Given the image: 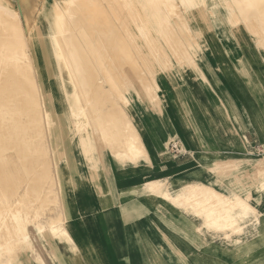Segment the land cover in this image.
<instances>
[{"label":"rangeland","instance_id":"1","mask_svg":"<svg viewBox=\"0 0 264 264\" xmlns=\"http://www.w3.org/2000/svg\"><path fill=\"white\" fill-rule=\"evenodd\" d=\"M11 1L13 3V6L16 9H18L20 13H22V15H20V17H21L22 24H25V25H23L25 27V29H26L27 25L32 26V28L30 30H27V29L25 30L24 40H26V39L27 40H37V43L39 44V49H40L39 53H41V55L40 54L37 55V59H38L37 64L39 66L38 67V74H39L40 82H45V84H44V86H42L41 90H43V89L45 90L43 92V94L45 92H47V98H46V100H44V104L49 105L50 109H54L53 115L56 118V122H55V126H54L55 131H54V134H48V136H49L48 142H49V145L51 146L50 147L51 150H49L46 147V143H48V142L46 139L47 135L44 131V119H42V116L39 117V115L38 116L36 115V119L41 121V125H42L41 126L39 124L37 127V129L39 128L38 133H40V136L42 139L41 140L42 144H40L41 146L39 145L40 152H39V149H38V152L41 153L42 155L44 154L41 158H43L44 156L45 157H44V159H41V161L45 162V167L47 168L46 173L49 174L50 178L53 177V179H49L53 185V186L50 185L49 192H50V190H52V187H54V189H53L54 191H52V195H51V192L47 195V201L45 202L46 211L48 210V212L49 211H51V212L47 213L46 215L39 216L40 218L38 217L37 219H39L40 221L35 219V217L33 219L32 218H23V219H25L24 222L26 224V228L23 230V232L27 235L28 240L23 239L22 241H17L16 243H13V246H11V244L5 245L7 247H5V249L3 248L4 249V250L2 249L3 251L1 250L0 257H2L1 258V260L3 262V263L1 262L2 264H6L7 262H8V264H25V262H24V256L25 255L24 254L27 253L26 251L30 252L29 250H32L33 251L32 256H37L36 260H34V258H33V260L39 264L40 263V259H39L40 247L43 244L46 245L48 243L47 246L49 247L50 250H52L54 252V250L52 249V247L54 246V245H52L53 239L55 237H58V236L68 235L66 233L65 226L69 223L68 221H66V218L69 217L70 213L75 212V211L76 212L77 211H86L84 208V203H83L84 200H83V196H82V190L79 188L80 180H83L84 177L86 178L87 176H89L88 179L91 180V182L95 183V181L97 180V177L95 174L99 171L100 167L102 166V164L100 162L101 158L106 159V158H108V156L109 157L113 156L115 158L116 156L114 154H112V151L110 149L111 143L105 144V146L107 148L104 145H102V143H100L99 144L100 146H99L97 144V142H98L97 138L96 137L92 138L93 136H91L92 142L89 145V147L91 149V153H90L91 160L86 162V158L84 157V154L82 153V148H81L82 145H80L81 142H79L80 137L78 134H76V126H75L73 118H72L74 116H72V114L68 113V111H67V107H68L67 101L68 100H67L66 96H64V94H63L64 88L67 91H70L72 89V87H71L72 85L69 82L70 80L68 78L67 70H66V68H64L65 65L63 63V53L62 52L60 53L58 51H57L58 53L55 52V49L57 50L59 46L61 47V44L59 45L57 43V40L55 38H53V36H52L53 25H54V21H55L54 14L52 13V3H54V2L56 3L60 0H11ZM109 1L113 2V0H106V1L104 0V3L107 2L105 4L106 8H104L103 6H101L98 3H94L91 7L92 8H98L99 7V10H100L99 16L100 17L102 16L101 17L102 22H104L103 20L109 14L110 22L105 21V23L111 24V22H112L113 24H111V26H113L114 24L116 25L118 23V18H119L120 13L117 12L118 11L116 9L117 5L113 6V7H115V8H113L111 6V4H115V3L110 2L111 4H109ZM122 1H124V4H122ZM122 1H121V5L122 6L124 5L123 6L124 8L122 7V9H124L122 14H125L126 11L129 12V10H128L129 2H127V0H122ZM142 1L145 2L144 0H142ZM150 1H152V2H150ZM150 1L146 0V2H149L151 5L154 4L152 7L155 9V7H156L155 5H158L160 0L159 1L157 0L158 2L157 1L155 2L153 0H150ZM165 1H167V2H164V0L163 1L161 0L160 1L161 3H159L158 7H156V8H158L157 12L163 13L160 15H164V14L169 13V12H170L169 13V15H170L172 12L173 7L171 4V1H173L172 2L173 4L175 1L174 0H165ZM61 2H59L60 5L63 4V3L61 4ZM162 2H164L166 4V6H168V8H167L168 11L164 8L165 5L163 6L164 3L162 4ZM215 2H216V4H215ZM17 3H20V4H17ZM208 3H210V0ZM109 5L112 8V10L109 7ZM160 5H162V6H160ZM210 5L208 7L209 9L204 8L203 6L201 7L202 8L201 9V8H199L200 7L199 5H196L195 7L193 6L194 8H199L201 10L202 14H204V17H206V18H204V23L203 24L200 23L201 26L203 25L202 26L203 34L201 36L202 40H201L200 36L198 37L197 35H194L195 37L194 36L189 37V35L185 31L183 32V37L181 38L183 45H185V46L190 45V50L192 51V57H189V59H186V61L183 62L184 65L186 66V68H184V67L181 68V65L179 64V62L181 60L180 55L172 54V51L171 52L169 51L170 48L168 47L167 42H165L166 40L165 41L162 39L160 40V37L158 36V34L155 37L158 38L159 40H157V41L152 40V43L157 42L155 44L149 43V42H151L150 40L149 41L144 40V41H147V43H149V44L143 43V40H136V43L138 44L137 45L138 48L137 47L134 48V46L132 45V41L128 40V42H131V43L129 44L130 46L128 44H126L125 52H124V50L122 52L121 48H120L121 49L120 52L118 51L116 53H114L112 51V49H111L112 52L108 51V50H110L111 45L107 48V53H109L108 55L111 54L110 56L113 57V55L119 54V56L118 55L114 56V57H117L114 59L115 60L116 59L118 60V58H120V59L118 61L117 60L115 61L114 59H112L113 64L114 63L122 64L123 63L122 58H123L124 59L123 65H125V66L129 65L131 62L134 65L136 63V61H137V63L135 65H138V62H139V65L142 66L143 60L147 62L146 63L147 65H149L148 64V58L150 57V59H151L152 55H151V50L147 49L148 45H149V47L154 46L152 49H156V51L159 50L158 51L159 53L162 52V54H163V52H165L164 56L160 53L162 56L156 57V60H155L156 63H158L160 61H164L166 59H167V61H169V62L164 61L168 68H166V70L163 71V74H158L156 76L157 84H156V82L155 83L153 82V89H155V94H157L156 97L153 96V94L152 95L149 94V95H147V97H145V96L141 97L142 98L141 99L137 94H134L133 92L129 93V92L125 91V95L127 97V100H125L126 102L124 101L125 102L124 103L119 97L111 94L113 91L110 88H108L109 84H107V88H108L106 90L107 93L104 92L105 94H102V96L105 95V97L108 99V101H107V99L105 100V98L103 97L105 100L104 101L105 104L107 101V106L104 107L103 105H101L102 103L101 104L98 102L96 103V101H94L95 100L94 99L95 94L90 95V98H91V96L93 97V100H91L92 98L90 100L92 102H95L94 105H93V103H91V104H92V106H95L96 108H99V106L101 105V108L104 107V109L108 110L111 107V110L113 111L112 112L113 115L117 114V112H118L117 108L122 107L123 109H125L126 116H125V119L121 120L122 126H123V123H126V121H128L130 123L132 122L131 123L132 128L129 130V135H133V136L135 135L134 138L137 137V139H138V137H140V134H138L139 130L137 128L139 126H137V123H136L138 120L140 122L141 121L142 122H149V123L155 122L156 123L155 125L150 126L151 128L148 130L149 134H153L156 136L158 135L164 139L163 144H162V148H161V150H162L161 155L166 156L169 160L186 154V151H185L186 148L184 146L183 139L181 138V136L179 134L175 133V129H176L175 126L179 127L182 131H184L186 133L191 128L193 129L194 132L198 131V128L195 124L196 121H200L201 123H203V121L206 120L209 123V121H211V120H214V121L217 120L219 123L223 122V121L229 123L230 120L233 119L236 124L238 122L240 124L239 125L240 127L238 128V124L236 127L241 133L240 137L237 135V133L234 131L233 127L229 123L231 126V127L229 126V129H232L235 132L234 144L229 145L228 150H222V151L218 150L217 152L216 151H214V152L206 151V153L211 154V156H204L202 158V160L203 161L205 160V162H203L204 164L201 165L200 169L202 171L206 172V175H207L206 178H207L208 182L213 181L216 177V174H217L218 179L220 180L218 191L228 193V194H226V197H228V199H231L233 197L229 193H231L234 190L237 191L238 189L242 190L243 195H248V194L250 195V196L248 195V197L250 199V204L254 207L255 211L250 212V214L246 215L243 218V220H241V222H240V225L242 227L241 232H239L238 234H235L234 236H231L228 239L225 237V235L227 233L230 234L231 230L229 228H224L221 225L216 224L217 223L216 220L215 221H213V220L208 221L207 211H210L212 209L211 206H213V205L204 204L205 207L203 206L202 209L197 210L196 208H193L190 206H185V205L183 206L179 202L173 201L172 198L169 199V201H168V199L163 200L160 197H157V198H160V200L167 203V205L169 204L172 208H175L176 213L178 214V216L180 218H186L189 222L191 221L190 225L192 227L194 234L196 235V237L193 239V243L195 245H197V247H196L193 244V248L195 250L203 249V246L204 247L205 246H217L218 248H221L223 250L228 246H232V247L236 246L238 248L239 247L240 248L246 247L245 249H250V248H254L255 245L259 243V241L261 240L260 237H261V235H263L262 231H264V203H263L264 202V189H262V188L257 189V186H256L257 183L259 181H261V179H262L261 178L262 176L257 174L258 169L256 170V168H257L256 164L258 162H256V160H258V161L260 160L261 163L264 162V138L259 137V141H257V140L251 141L250 138H248L247 130H245L244 123L247 125V127H249V125H248V122H249L250 126L256 129V127H255L256 123L255 122L257 121L260 123V122H262V120H261V117L259 116V114H256L255 118L253 116H251L249 111L242 107L240 101L239 102L237 100L232 101L230 92L229 93H226V92L220 93L219 88L221 87V84H224V86H230V82L234 78L240 82L241 89H242V85L244 84V85L252 87V90H255L256 97H259V95L264 96V77L261 76V74L258 72V69L254 67V64H255V65H261V67L264 68V43H263L264 38L263 39L262 38L256 39L255 34H253L252 31L247 29L248 27L245 26L246 24L242 20L239 23H236L237 26L230 24V21L227 19V16H226L227 10H226V7L223 4V2L220 3L216 0H214L211 2ZM93 6H95V7H93ZM125 6H126V8H125ZM87 8H90V7L89 6H87L86 8L84 7V9H86V10H87ZM145 8L147 9V7H145ZM159 8L161 10H159ZM162 8L166 12L165 11L162 12V10H163ZM175 8H176V6H174V10H175ZM102 10H104V11H102ZM105 10H107L108 13H106ZM176 10H177V8H176ZM178 10H179V8H178ZM152 11H154V10H152V9L150 11L147 10V12H150V14L152 13ZM110 12H112V14L117 13L118 18L117 19H116V17L114 18V16L116 14L112 15ZM27 14H30V16H29L30 18L26 17ZM104 14H106L107 16L105 17ZM127 14L128 13H126L125 15H127ZM131 14L134 15L133 12ZM263 14H262V16H263ZM132 15L129 14L130 18H132ZM171 15H172L173 20L175 19L174 20V24H175L174 28L175 29L172 26L171 28L169 27V31L166 30L167 28L165 29V31L170 33V31L173 32L175 30V32L173 34L170 33L171 37H170V35H168L166 37L167 41L172 40L174 34H176V31L180 30V29H178V26H177L178 17H177L176 12L175 13L172 12ZM111 18H112V21H111ZM27 19H28V23L26 24ZM213 19L217 20V21H215L216 26L213 25ZM133 21L135 22V20H133ZM124 23H127V21H124ZM259 24H262V23L259 22ZM71 25L73 26V24H71ZM209 25H210V27H209ZM72 26L69 25V28H71ZM34 28H36V29H34ZM102 29H104V27ZM171 29H173V31ZM238 30L241 33L240 37L242 35V36H245L247 39L249 38L248 39L249 44H250L249 51H254V53L257 55L254 60H252L250 52L244 48V44L242 42H240V40L238 39V35H237ZM72 33H74V31ZM153 35H155V31H153ZM166 35H167V33H166ZM203 39L208 41L209 47L205 46V44H204L205 42L203 43ZM93 40H96V39H93ZM119 40H122V39H119ZM174 40H176V39H174ZM185 40H188L190 42L186 43ZM160 41H161V45H160ZM176 42H177V40H176ZM180 42H181V40H179L178 43H180ZM184 42L187 45L184 44ZM260 42H261V45H260ZM176 44L177 43L174 44V42H173V45L179 46V44H177V45ZM96 45H95V43L91 44V47L93 46L92 48H94V46H95L97 48ZM161 46H162V48H161ZM127 47H130V48H127ZM131 47L133 49H136V50L133 52ZM139 47L142 51L139 49ZM160 49H162L163 51ZM95 50L96 51H93V50L92 51L97 52V49H95ZM132 52L134 53V57L129 55V54H132ZM141 52H143L145 54H143V53L141 54ZM212 53H214V54H212ZM98 54L94 53L95 57L97 55V56H99V58L101 60V57H100L101 55L100 54L98 55ZM166 55H167V57H166ZM218 55H219L220 60H218ZM135 56L138 57V59H136ZM134 58L136 61L134 60ZM158 58H160L159 61H158ZM192 59H194L195 61ZM94 60H96L97 62ZM98 60L99 59H97V57H96V59H93L92 62H96L97 64L100 62L99 63V65H100L101 61L100 60L98 61ZM120 60H121V62H120ZM140 60H142V62ZM191 60H192V63H191ZM133 61H135V62H133ZM189 61H190V64L188 63ZM241 61L243 62V65L241 64ZM171 62H172V64H171ZM132 63L130 65H132ZM125 66H124V68H127V69L129 68V66H126V67ZM98 69H102V68H98ZM98 69H96L95 71L97 72ZM143 69H144V72H146V73L144 74L145 77L142 76V78H145V80H142L141 81L142 83H140L141 86L139 88L141 91L144 90V88L146 90V88H147L146 82H149V83L152 82L153 78L155 77L153 73L152 74L150 72L147 73L148 72L147 70H149V69L147 68V66L145 64L143 65ZM157 69H158V66L155 65L149 71L153 70L152 72H154V70H157ZM184 69H187V73H188L187 77L189 78L188 84L183 81V79H184L183 78V70ZM232 70H233V72H232ZM114 72L116 73V71L112 70V72H110V73L114 74ZM136 72H139V71L137 70ZM201 72L205 76L204 78L202 77L203 75H201ZM196 74L198 77L196 76ZM227 74H229V75L227 76ZM61 75H63L65 78L64 86L62 85L63 87L59 85V78ZM112 75H109V78ZM114 76H116V75H114ZM114 76H112L110 78L111 79L110 83L112 81L114 82V83L112 82V85H111L112 87L116 83L120 82L119 80H118V82H117V80L115 81L113 79V78H115ZM124 76H126V75H124ZM97 78H98V76H97ZM116 78H118V77H116ZM121 78H122V80L125 78L124 82L126 81V77L123 78V76H122ZM147 78L149 79V81ZM205 79H207V80H205ZM143 83H145V85ZM142 85H144V88ZM154 86H156V87L158 86V88H156ZM205 86H206V88H208L207 90L209 91V93L212 96H214L215 98L217 97V99H216L217 104L212 109H210L206 103L203 104V106H199V104L193 103V99L191 97L192 94L189 92V90L191 88L192 89L193 88L199 89V88H203ZM94 87L96 88V86H94ZM79 88H80V86H79ZM79 88L75 87V89H76V90L74 89L75 93H76V91L81 92V90H79ZM109 90L111 91L110 93H109ZM220 90H221V88H220ZM222 95H223V97H222ZM81 96H82V94H80V97ZM102 96H100V98ZM115 97H117V99ZM153 97H155V98H153ZM157 97H160V98H157ZM82 98H83V96H82ZM158 99H160V100H158ZM38 106H39V103H38ZM108 106H109V108H108ZM34 107L36 110L37 106H34ZM96 108L93 107V109H95V110H96ZM111 110L109 109L110 112H111ZM204 111L207 112L208 114L207 115L204 114L203 113ZM198 117H200V118H198ZM67 119H69L70 122H68ZM208 119H209V121H208ZM113 123H114V121L112 119L111 124H113ZM149 123H147V126L149 125ZM73 125L75 127H73ZM29 127H31V125H28V129H30ZM35 131L36 130H33L32 132H35ZM257 132H258V129H257ZM135 133H137L138 135ZM207 134L210 136L209 130H207ZM211 138L212 137H209V140H211ZM55 144L58 145V148H57L58 150H56ZM172 144H176L178 146L177 151H173L171 149ZM249 144L261 145L262 151L259 154H253V155L248 154V152H247L248 147L247 146ZM193 157H194V160H196V161H194L193 165H198V162H201V160H199V158H197L196 156H193ZM141 158L142 157H138V158H136V160H130V159H126V158L122 159V157L119 158L118 156L116 157V159L119 160V162H121L123 164H125L126 162H131V163L135 162L136 163ZM144 159L147 160L146 158H144ZM229 159H232L233 162H232V164H225L224 165L226 168L223 167L224 168L223 174L220 172L214 173L213 171H211L210 165L212 163H215L218 161H227ZM0 162H1L0 165L2 166V167L0 166V169H1L0 172L3 171L2 175L7 177L8 172L10 173V171H11V169H10L11 166L5 167V164L3 165V163H2L4 161L2 160ZM73 162H74V164H73ZM254 162H256V164H254ZM8 163H10V161L7 162V164ZM233 164H235V165L232 166ZM8 165H11V163ZM67 165H68V167H67ZM166 166H167L166 164L162 166L164 170L166 169V168H164ZM228 166H229V168H228ZM3 167H5L4 168L5 170L3 169ZM11 168H13V167H11ZM36 168H38V167H36ZM13 170H15V167L11 171V173L12 172L14 173V175L12 174L14 177L19 176V175L22 176L21 173L24 172V171H20L21 172L20 173L19 171L17 172V170H16V172H17V174H16V172ZM52 171H54V172H52ZM55 171H56V173H55ZM4 172H5V174H4ZM31 173L36 174L37 172L35 171V172H31ZM27 174H28V172L27 173L24 172V175H27ZM0 175H1V173H0ZM2 175L0 176L1 177L0 178L1 179L0 180V184H1L0 187L1 186H4V187H1L0 190H2V189L5 190L7 186H9V185L11 186V174H9L10 176L8 178H6ZM3 177L6 179V181H4L5 179ZM24 177L25 176H23V178ZM211 178H212V180H211ZM30 179H29V182L31 181ZM150 179H160V180H166V181H173V180L179 181L180 180V179L175 180L172 177L169 178L168 174L164 173L159 177H152V176L145 177V179H143V181H147ZM55 180L58 182V184ZM24 181H25V179L23 180L22 178H20L19 182L17 184H23ZM3 182H7V183H3ZM47 182H48V180H47ZM179 182L183 185L188 184V183H195V182H183V181L181 182V180ZM8 183H10V184L8 185ZM204 184H207V183H204ZM30 185H32V182H30L28 187H31ZM216 185L217 184H215V183L213 184V186H216ZM10 186L8 187V189L10 188V190H8V191L10 192V195H11V187ZM46 186L44 187V189L46 188ZM12 187H14V186H12ZM21 188H22V186L20 185V189ZM44 189L42 191H45ZM46 191H48V189H46ZM123 192H131V193L143 194V195L146 194L144 192H141V188L137 192L135 191V189H129V190H126ZM96 194L98 195L97 190H96ZM49 195H50V198H52V199L49 198ZM99 195L101 196L100 193H99ZM9 199H10L9 200V207H11L10 206L11 196ZM5 207L7 208L8 205H5L4 208ZM160 211H163L162 206L160 207ZM160 213H162V212H160ZM253 213H255V214H253ZM255 216L258 220L255 219ZM0 218H2L3 222H6V220L10 222V215H3V216L1 215ZM41 218H43V219H41ZM38 221L40 222L39 224L37 223ZM52 223L55 226L54 228L51 229L53 231L48 229L49 225H53ZM1 226H3V224ZM11 228H10V232L12 231L11 233L16 232L14 227L12 228L13 230H11ZM224 229H225V231H224ZM0 236H1V232H0ZM236 238L240 239L239 242L238 241L237 242L231 241V239H236ZM15 239H18V236H15ZM24 240H25V242H24ZM227 240H229V241H227ZM9 245L11 247H14V248L9 247ZM7 248H9L10 251ZM11 249H12V251H11ZM6 250H8L7 251L8 253H5ZM249 259L251 260V258H247V257L242 258V260H246V261ZM252 260H255V261L258 260V262H261L262 264H264V251L255 254V256L252 257ZM26 264H28V263H26Z\"/></svg>","mask_w":264,"mask_h":264},{"label":"bare ground","instance_id":"2","mask_svg":"<svg viewBox=\"0 0 264 264\" xmlns=\"http://www.w3.org/2000/svg\"><path fill=\"white\" fill-rule=\"evenodd\" d=\"M121 1L122 0H113L115 4H111L113 2L109 1V4H111L112 7L117 5V8H116L118 10L117 12L121 14V15L119 14V18H118L117 13H115L116 14L115 15V14H112L113 11L110 12L112 15H115L114 18L115 17L116 19L118 18V23L116 25L114 24L113 26H111V24H113L112 22L111 24L105 23V21L110 22L109 14L108 16L104 14V16L105 17L107 16V17L106 18L104 17L105 18L103 20L104 22H102L101 21L102 16L101 17L99 16V13H100L99 7L98 8L91 7L94 3H98L104 8H106L105 4L107 2L104 3V0H60L56 3L55 2L52 3V13L54 14V19H55L54 25H53L52 36L53 38L57 40V43L59 45L61 44V47L59 46L57 50L55 49V52L58 51L60 53L61 52L63 53V63L65 65L64 68H66L67 70L68 78L70 80L69 82L72 85L71 86L72 89L70 91H67L64 88L63 94L64 96H66L68 100L67 101L68 102L67 111L69 114H72V116H74L72 118L76 126V134H78L80 137L79 142H81L80 145H82L81 147L82 153L84 154V157L86 158V162L91 160L90 158L91 149L89 145L91 144L92 138L94 137L97 138V141L99 142V143L97 142L98 145L102 143V145L105 146V144L111 143L110 149L112 151V154H114L116 157L118 156L119 158L122 157V159L126 158L130 160H136V158L138 157L147 158V152L141 142L140 137H138L137 139V137L134 138L135 135L134 136L129 135V130L132 128L131 127L132 122L130 123L125 120L126 123H123V126H122L121 120L125 119V116H126L125 109H123L122 107H119L117 108V111H118L117 114L113 115L112 114L113 111L111 110V107L109 108L108 106L111 112L109 111V109L108 110L104 109V107L107 106L108 99L105 97V95L102 96V94L107 93L106 90L110 88L113 91L111 94L119 97L123 102L127 100L125 91L129 93L133 92L134 94H137L140 98L143 96L147 97V95L149 94L150 95L153 94V96L156 97L157 94H155V89H153V82L155 83L156 76L158 74H163V71H165L166 68L168 67L166 63L164 62V61H167V59L166 60L163 59L164 61H160L158 63H156L155 60H156V57L158 56H162V55L164 56L165 52H163V54L162 52H160L162 54L161 55L158 52L159 50L156 51V49H152L154 46L149 47L148 45L147 49L151 50L152 56H151V59L150 57L148 58L149 65H147L146 64L147 62L144 60H143V65L145 64L149 70L152 69L156 65L158 66V69L154 70V72H152L153 70L152 71L147 70L148 71L147 73L149 72L151 74L153 73L155 77L153 78V81L150 83L146 82L147 80L145 81L147 84L146 90L144 88L145 83H143L144 85L142 86L144 90L142 91L140 90L139 87L141 86L140 85V83H142L141 81L145 80V78H142V76L145 77L144 74L146 73L144 72L143 65L140 66L139 62H138V65H135L137 63L135 58L134 60L136 61V63L134 65L132 62H131L132 65H130L131 64L130 62H129L130 66L126 65V66H129L128 69L124 68L125 65H123L124 63L123 58H122L123 60L122 64H116V63L113 64L112 59L117 58L114 56L116 55L119 56V54H116V55H113V54L118 51L120 52L121 49H122V52L123 50L125 52L126 44L129 45L131 43V42H128V40L132 41V45L135 48L138 45L136 43V40H143V43H147V41H144V40H148V41L150 40L151 42L149 43H152V40L154 41L159 40L158 38L155 37L158 34V36L160 37V40L161 39L164 41L166 40L165 42H167V45L170 48L169 51L170 52L172 51V54L180 55L181 60L180 62L179 61L178 62L181 65V68L182 67L186 68L183 62L186 61V59H189V57H192V51L190 50V45L189 46L183 45V42L181 39L183 37V32L185 31L189 35V37H193L194 35H197L198 37L202 36L203 34L202 26L203 25L201 26L200 23L203 24L204 18L206 17H204V14H202L199 8H201L202 6L204 8H208L211 2L214 0H210V3H208L209 0H206V1L205 0H174L175 1L174 4L172 3L173 1H171L172 7H173L172 12L173 13L176 12L177 14V17H178L177 26H178V29L180 30L176 31V34H174L173 39L170 41H167L166 37L170 35V33L173 34L175 30L173 31V29H171L173 32L170 31V33H168L165 31V29L167 28L166 30L169 31V27L171 28L173 26L174 28L175 19L173 20L172 18V15H171L172 12L170 15H169L170 12L164 15H160L163 13L157 12L158 8L156 7H158L159 3H161L160 2L161 0L160 1L158 0L159 3L158 5H155L156 6L155 9L152 7L154 4L151 5L149 2H146V0H144L145 2H143L142 0H127V2H129V7H128L129 12L126 11V13H128L127 15H125L126 13L122 14V12L124 11L122 7L124 5L123 6L121 5ZM153 1L156 2L157 0H153ZM216 1L220 3L223 2V4L225 5L226 10H227L226 16H227V19L230 21V24L237 26L236 23H239L242 20L245 22L246 24L245 26L248 27L247 29L252 31L253 34H255L256 39L264 38V14H263L264 13V0H216ZM59 2L63 4L60 5ZM164 2H167V1L164 0ZM164 2H162V4ZM20 3H17V4H20ZM122 4H124V1H122ZM196 5H199L200 7L194 8ZM87 6H89L90 8H87V10L84 9V7L86 8ZM163 6L167 10L168 6H166L165 3L163 4ZM174 6H176L177 10L179 8V10L177 11L175 8L176 10L175 11ZM145 7H147V9ZM149 9L150 10L152 9L154 11H152V13L150 14V12H147V10L150 11ZM107 10H105L106 13H108ZM159 10L161 9L159 8ZM163 11L165 10L163 9L162 12ZM132 12L134 13V15L131 14ZM129 14L132 15V18H130ZM20 15H22V13H20L19 10L13 6V3L11 0H0V161L2 160L4 161L2 163L3 165L5 164V167L6 166L13 167V168L10 167L11 171L15 167V170H13L15 172L16 170L17 172L18 171L19 172L24 171L26 173L28 172L27 175H24V172L23 173L20 172L22 174V176L18 174L20 177L19 176L14 177L13 176L14 173L13 172L11 173V171L10 173L8 172L7 177L2 175L3 171L0 172L1 175L6 178L10 176L9 174H11V186L9 185L10 183H8V185L11 187V195H10V192L8 191L10 190V188L8 189L9 186H7L5 190L3 189L0 190V216L10 215V222L7 220L6 222H3L2 218H0V232H1L0 255H1V250L7 247L5 245L11 244V246H13V243H16L17 241H22L23 239L25 240L27 239V235L23 232V230L26 228V224L24 222L25 219L23 218L33 219L35 217V219H37L39 216L46 215L47 213L51 212V211L48 212V210L46 211L45 202L47 201V195L50 192L52 195V191H54L53 190L54 187H52V190H50L49 192L50 185L53 186L49 179H53V177L51 176L52 178H50L49 174L46 173L47 168L45 167V162L41 161V159H44L45 156L41 158L44 154L42 155L41 153H39L40 152L39 145L42 144L41 143L42 139H41L40 133H38L39 128L37 129V127L39 124L41 125V121L36 119V115L37 116L39 115V117L42 116V119H44V131L47 135V138H46L47 142L49 141L48 134H54V131H55L54 126H55L56 118L53 115L54 109H50L49 105L44 104V100H46L47 98V92L43 94L45 90L44 89L41 90V89H42V86H44L45 82H40L39 74H38L39 66L37 64L38 63L37 55L38 54L41 55V53H39V50H40L39 44L37 43V40H27V39L24 40L25 30L26 29L30 30L32 26L27 25L25 29V27L23 26L25 24H22ZM29 16L30 14L26 15L27 18ZM133 20L137 22L135 23ZM111 21H112V18H111ZM124 21H127V23H124ZM215 21L217 20L213 19L214 26H216ZM259 22H261L262 24H259ZM27 23H28V19L26 21V24ZM71 24H73L74 27ZM69 25L72 27L69 28ZM103 27L104 29H102ZM73 31L74 33H72ZM153 31H155V35H153ZM240 34L241 33L238 30L237 35H238L239 40L247 39L245 36H242V35L240 37ZM93 39H96V40H93ZM119 39H122V40H119ZM174 39H176L177 42ZM179 40H181L182 43L181 42L178 43ZM201 40H202V37H201ZM172 41L174 42V44L175 43L179 44V46L173 45ZM185 41L186 43L190 42L188 40H185ZM94 43L95 45L97 44L96 45L97 48L95 46L94 48H92L93 46L91 47V44H94ZM186 43L184 42V44ZM203 43L205 44L206 47H209L208 46L209 43L207 40L203 39ZM110 45L111 47H110V50L108 51H111L112 49V51L114 52L112 54L113 57L110 56L111 54L108 55L109 53H107V48ZM160 45H161V41H160ZM260 45H261V42H260ZM127 48H130V47H127ZM95 49H97V52H93V51H96ZM132 50L134 52L136 49L132 48ZM133 52L132 54H129V55L134 57ZM94 53L95 54L99 53L101 55L100 56L101 60L99 56L96 55L97 59L101 61L100 65H99L100 62L97 64L96 60H94L96 62H92L93 59H96ZM142 53L143 52H141V54ZM119 59L120 58H118V60ZM136 59H138V57H136ZM159 59L160 58H158V61ZM192 60H191V63H192ZM140 61L142 62V60ZM188 63L190 64V61ZM98 68H102V69H98ZM96 69H98L97 72L95 71ZM112 70L116 71V73L115 72L114 74L110 73L112 72ZM135 70L136 71L138 70L139 72H136ZM109 75H112V76L116 75L114 76L115 78L113 79L115 81L117 80V82L119 80L120 82L119 83L115 82L116 84L113 85L112 87L111 85L113 81L110 83V80H111L110 78L112 76H110L109 78ZM187 75H188L187 69H184L183 70V78H184L183 81L188 84L189 78L187 77ZM201 75H203L202 72H201ZM122 76L123 78L126 77L125 82H124L125 78L122 80L121 78ZM202 77L204 78L205 76L203 75ZM64 80H65L64 76L61 75L59 78L60 86L62 85L64 86V82H65ZM107 84H109L108 88H107ZM94 86H96V88ZM158 86L157 87L154 86V87L158 88ZM75 87H78L79 90H81V92L76 91L75 93V90H76ZM110 92L111 91L109 90V93ZM80 94H82L83 98L82 96L80 97ZM92 94H95L94 101H96V103L97 102L100 104L102 103L101 105L104 106V107L102 106L103 108H101L100 104H99L100 105L99 108L92 106L91 103H93V105L95 104V102L91 101L93 100V97L91 96L92 99L90 98V95ZM100 96L102 97L100 98ZM103 97L105 98V100L107 99L106 104L104 102L105 100ZM117 97L115 98L117 99ZM157 98H160V97H157ZM38 103H39V106H38ZM34 106H37L36 110ZM93 107L96 108V110L93 109ZM112 119L114 121L113 124H111ZM67 120L68 122H70L69 119ZM28 125H31V127H29L30 129H28ZM75 126L73 125V127ZM33 130H36V131L32 132ZM91 136L93 137L91 138ZM46 147L49 150H51L50 148L51 146L49 145V142L46 143ZM55 148L56 150H58L57 144H55ZM38 149H39V152H38ZM9 161L11 165H8L10 163L7 164V162ZM232 162H233L232 160L228 162H222L218 166L211 167V171H213L214 173L220 172L223 174L224 172L223 167H225L224 165L232 164ZM234 165L235 164H233L232 166ZM5 167H3V169ZM256 170H257V174L262 176L261 181H259L257 184V189L259 188L264 189V162H262L261 164H258ZM35 171L37 172L36 174L31 173ZM23 176L25 177L23 178ZM20 178H22L23 180L25 179L23 184H17ZM29 179L31 180L30 182H32V185H30L31 187H28L30 184ZM4 181H6V179ZM3 183H7V182H3ZM20 185L22 186L21 189H20ZM45 186L46 188L44 189ZM1 187H4V186H1ZM179 188L180 189L177 192H174L166 180H159V179H150L144 184V190L146 191L148 195H152L154 197H160L163 200L168 199L169 201V199L172 198L173 201H177L183 206L184 205L190 206V207L196 208L197 210L202 209L203 206L205 207L204 204L213 205L211 206L212 209L210 211H207L208 221L216 220L217 221L216 224H219L224 228H229L231 230L230 232L231 234L239 232V230H241L242 228L240 225L241 220H243V218L246 215L250 214V212L255 211L254 207L249 202L250 200L248 197L249 194L245 195L244 197L241 196L240 194H233L232 195L233 197L231 196L232 198L228 199V197H226L225 194H222L216 191L215 188H213L212 186L206 185L203 182L189 183L187 185H184L183 187L179 186ZM43 189L45 191H42ZM46 189H48V191H46ZM10 196H11V202H10L11 207H9ZM49 198H50V195H49ZM5 205H8V207L4 208ZM255 219H257L256 216H255ZM39 221L37 222L38 224L40 223ZM2 224L3 226H1ZM11 225L14 227L16 232L14 233H11L12 231L10 232V228L12 227ZM54 227H55L54 224L49 225L48 229L51 230ZM12 228L11 230H13ZM15 236H18V239H15ZM11 246L9 245V247ZM11 248H14V247H11ZM7 249L9 250V248ZM8 250H6L5 253H8L7 252ZM1 258L2 257H0V264L3 263ZM6 264H8V262Z\"/></svg>","mask_w":264,"mask_h":264},{"label":"crops","instance_id":"3","mask_svg":"<svg viewBox=\"0 0 264 264\" xmlns=\"http://www.w3.org/2000/svg\"><path fill=\"white\" fill-rule=\"evenodd\" d=\"M240 42L249 51V41L240 40ZM249 52L254 60L257 55L254 51ZM218 60H220L219 55ZM241 64L243 65L242 61ZM254 67L264 77V68L255 64ZM220 88V93L230 92L232 101H240L242 107L247 109L251 116L255 118V115L259 114L262 122H255L256 129L251 127L249 122V127L245 123L244 127L251 141H259V137L264 138V96L256 97L255 90L244 84L241 89L240 82L234 78L230 86L221 84ZM207 89L206 86L199 89L191 88L189 92L192 94L193 103L199 106L206 103L212 109L217 104V97L212 96ZM203 113L208 114L205 111ZM136 123L139 126L137 128L141 142L147 152V160L142 157L136 163L123 164L113 156L101 158L102 166L95 174L97 177L95 183L88 179L89 176L79 182L86 211L70 213L66 218L69 223L65 226L68 235L53 239L54 252L49 249L48 243L43 244L40 247L39 264H262L258 260H252V257L264 251V231L261 240L255 247L253 246L254 248L228 246L223 250L217 246H203V249L195 250L193 239L196 235L190 225L191 221L180 218L175 208L167 205L160 198L148 195L144 190V184L148 181H143L145 177H159L166 173L169 178L180 179L181 182H203L209 186L215 183L217 185L213 187L218 191L220 180L216 174L215 179L208 182L206 172L200 169L205 162L202 158L211 156L206 151L228 150L229 145L234 144L235 132L240 137L241 133L236 127L238 124L239 128L240 124L238 122L236 124L233 119L230 120L229 123L235 132L229 129L228 122L219 123L217 120H211L209 123L206 120L203 123L196 121L198 128L196 132L191 128L185 133L175 126V133L183 139L186 154L169 160L161 155L164 139L149 134L150 126L156 123L139 120ZM207 135L212 137V141ZM193 156L201 160V162L197 161L198 165H193L196 161ZM230 160L232 159L212 163L210 169ZM256 162L261 164L260 160ZM165 164L167 166L164 170L162 166ZM179 181H167L174 192L180 189L179 186H184ZM140 188L141 192L146 193L145 195L123 192L129 189H135L137 192ZM229 194L245 196L241 189ZM161 206L163 211H160ZM239 232L227 233L225 237L229 239ZM239 240V238L231 239L233 242ZM194 246L197 247L195 244ZM29 251L24 254L25 264H38L34 261L37 256H32L33 251ZM245 257L251 260H242Z\"/></svg>","mask_w":264,"mask_h":264},{"label":"built area","instance_id":"4","mask_svg":"<svg viewBox=\"0 0 264 264\" xmlns=\"http://www.w3.org/2000/svg\"><path fill=\"white\" fill-rule=\"evenodd\" d=\"M248 154L253 155V154H259L262 151L261 145H256V144H249L248 146ZM171 149L173 151H177L178 146L176 144L171 145Z\"/></svg>","mask_w":264,"mask_h":264}]
</instances>
